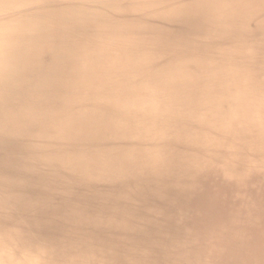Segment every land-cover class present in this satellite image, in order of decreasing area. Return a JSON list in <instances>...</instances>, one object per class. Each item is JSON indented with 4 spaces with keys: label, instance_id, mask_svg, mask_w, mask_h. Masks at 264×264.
<instances>
[{
    "label": "bare ground",
    "instance_id": "bare-ground-1",
    "mask_svg": "<svg viewBox=\"0 0 264 264\" xmlns=\"http://www.w3.org/2000/svg\"><path fill=\"white\" fill-rule=\"evenodd\" d=\"M0 264H264V0H0Z\"/></svg>",
    "mask_w": 264,
    "mask_h": 264
}]
</instances>
